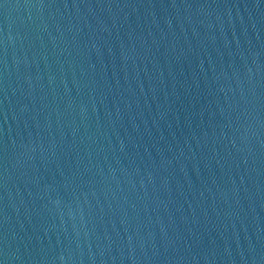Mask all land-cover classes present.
<instances>
[{
    "label": "water",
    "instance_id": "water-1",
    "mask_svg": "<svg viewBox=\"0 0 264 264\" xmlns=\"http://www.w3.org/2000/svg\"><path fill=\"white\" fill-rule=\"evenodd\" d=\"M0 264H264V0H0Z\"/></svg>",
    "mask_w": 264,
    "mask_h": 264
}]
</instances>
